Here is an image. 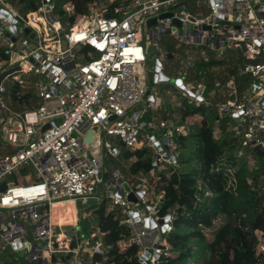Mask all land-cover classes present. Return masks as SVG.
Returning a JSON list of instances; mask_svg holds the SVG:
<instances>
[{"label": "built area", "instance_id": "obj_1", "mask_svg": "<svg viewBox=\"0 0 264 264\" xmlns=\"http://www.w3.org/2000/svg\"><path fill=\"white\" fill-rule=\"evenodd\" d=\"M107 1H119L118 17H107V4L94 0L65 32L53 0H42L38 10L27 13L0 0V46L8 56L0 60V73L20 65L22 70L8 77L23 83L19 73L41 76L35 85L41 103L23 111L8 106V77L0 84V252L12 250L16 261L22 256L30 264H88L87 255L102 251L99 229L90 236L81 226L63 232L67 224L54 220L53 208L72 202L82 209L104 198L124 215L143 264L169 254L161 233L171 229L172 215L161 218L148 204L147 192H155L157 182L145 178L132 184L116 163L105 166L106 155L119 158L123 146L148 147L154 172L177 165L175 136L185 134V127L174 118L145 117L149 108L160 106L146 70V26L154 41L171 34L190 46L220 50L235 41L236 48L243 47L245 61L226 79L217 114L235 123L243 148L264 149V0H207L211 13L201 19L188 11L187 0ZM164 13L172 15L161 18ZM152 18L156 24L149 26ZM25 28L37 39L30 49L20 35ZM178 73L175 83L184 96L207 103L205 84L187 82L186 74ZM162 75L156 59L154 81ZM240 78H247L243 89ZM144 102L147 108L134 111ZM94 125L98 154L83 143ZM131 193L136 202L129 200ZM75 210L78 219L82 213ZM157 232L159 241L152 238Z\"/></svg>", "mask_w": 264, "mask_h": 264}, {"label": "trees", "instance_id": "obj_2", "mask_svg": "<svg viewBox=\"0 0 264 264\" xmlns=\"http://www.w3.org/2000/svg\"><path fill=\"white\" fill-rule=\"evenodd\" d=\"M7 1L23 13L36 11L42 4V0ZM53 1L55 15L63 28L69 29L94 0ZM98 1L107 4V17L119 16L114 11L119 1ZM7 58L0 46V60ZM215 63L221 61H197V73L190 71L186 75L187 82L203 81L205 97L216 87L215 76L207 70ZM238 68L233 67L231 74ZM23 74V83L10 77L5 84L8 106L14 111H23L25 107L31 109L39 104L35 85L41 76ZM246 80L240 78L241 89ZM160 112L161 117L156 119L173 118L174 113H178L179 118L175 120L186 129L185 134L175 136L179 150L177 165L167 163L163 170L154 172L152 151L146 146L133 149L123 146L119 158L114 159L130 183L137 184L139 176L148 177L150 182L156 181L157 195L153 192L154 200L148 197V204L155 207L161 218L172 215L171 229L161 233L162 245L169 254L146 264H264V256L257 255L259 243L264 238V149L260 146L243 148L236 131L230 130L231 119L220 117L206 102L185 97L180 106L173 107L168 103ZM145 117L153 116L148 111ZM216 125H219V133ZM247 154L256 160L254 167H250ZM93 207L102 251L91 258L87 255L86 262L143 264L140 260L142 249L132 241V229L123 222L121 210L111 208L106 198ZM64 212L67 218H72L70 205L65 206ZM0 264L30 263L22 256L16 261L15 253L8 249L0 252Z\"/></svg>", "mask_w": 264, "mask_h": 264}, {"label": "rangeland", "instance_id": "obj_3", "mask_svg": "<svg viewBox=\"0 0 264 264\" xmlns=\"http://www.w3.org/2000/svg\"><path fill=\"white\" fill-rule=\"evenodd\" d=\"M187 5H188V11L191 14H193L196 18H200V19L205 18L211 13L210 5L208 4L207 0H187ZM188 27L191 29L193 28V25L189 24ZM149 30L150 29L146 26V29L144 31V35H145L144 44L146 45L149 53L148 61L146 63V70L148 72L147 75L149 77L150 85H152V87H154L158 91L157 102H159L160 105L158 109L149 108L148 109L149 113L152 114L153 117L158 118L161 117L162 115L160 110H165L166 104L169 103L173 107H177L182 104L183 98H185V96L183 94L182 89H180L179 86L176 85L175 78L179 76L178 71L180 70H182L186 75L190 71L192 74H196L197 71L195 68V63L200 60L221 61V63H215L214 65L209 66L207 69L212 75L215 76L216 87L210 92L208 97H206V100L208 101L207 104L209 106H212L217 110L219 101L225 99L223 92L224 89H226V79L231 74L230 70L235 66L237 67L242 66L245 61L243 56L244 53L243 47L241 46L240 48L238 47L236 48L235 41H232L230 45L225 49H220V50L211 49L206 46H197V45L190 46L185 43L179 42V40L171 34H166L162 38L154 41V40H150L148 36ZM64 31L68 32V29H64ZM20 35L24 38V40L28 41V44L30 46L28 49L34 46L33 39H31L27 34H25L23 30L20 31ZM63 43L66 44L65 39L63 40ZM156 59L161 60V63L163 64L164 67V75L167 77V79L161 80L159 82L154 81V64L156 63ZM19 74L21 75V77L24 76L23 73H19ZM9 80L10 77L6 78L4 83L6 84ZM200 82L203 83V81L193 82V83L196 84ZM25 84L30 85L29 83H25ZM38 103L39 104L41 103L40 99H37V104ZM144 108H147L146 102L138 104L134 108V111L143 110ZM28 109L30 108L28 107L24 108V110H28ZM173 118L178 119L179 118L178 113H174ZM233 129L235 130V123L231 121L230 130ZM216 132L217 133L220 132L219 125H216ZM242 153L244 154V152ZM242 153H240V155ZM247 158L249 159L250 167H254L256 160L250 154H247ZM111 162H114V159L106 155L105 166L107 170L111 167ZM105 178L106 180L109 179L108 174L106 175ZM145 178L148 177L139 176L136 178V181H142V179ZM21 179L25 181L23 177ZM34 181L35 180H31V182ZM152 193L153 192L148 191L147 195L148 197L154 200ZM155 194L157 195V192H155ZM75 207L78 209V213L83 214V215L80 214L78 216V219H77ZM70 208L73 214L72 218H67L65 215L64 216L59 215L58 217L59 224L62 225L67 224L66 226L60 228L63 232H70L73 230L74 227L81 226L82 232L85 235L90 236V233L97 230L96 218L93 216V212H94L93 204L90 206L83 205L82 209H81V205L79 204H76V206H74V204H71ZM152 238L159 241L160 235L157 232L156 236L155 234H153ZM257 255L264 256V238H262L261 242L259 243V246L257 248Z\"/></svg>", "mask_w": 264, "mask_h": 264}, {"label": "water", "instance_id": "obj_4", "mask_svg": "<svg viewBox=\"0 0 264 264\" xmlns=\"http://www.w3.org/2000/svg\"><path fill=\"white\" fill-rule=\"evenodd\" d=\"M171 15H172L171 13H164L160 17L164 18V17L171 16ZM176 22H178V21L176 20ZM155 24H156V18H152V19H150L148 21V25L149 26L155 25ZM24 32L30 38L34 39V41L37 40L36 37H35V33L32 32L31 28H25ZM21 70H22V67L20 65H18V66H14L12 68H9V69L3 71L2 73H0V84L6 77L10 76L11 74H13L15 72H19ZM165 79H167V77L165 75H162V80H165ZM49 126H50V124H46L43 129H46ZM98 130H99V126L94 125V126L90 127L83 135V143L92 152V154H98V152H99L98 148H96V143H97V140H98V136L95 135V132L98 131ZM129 200H131L133 202H136V197H135L134 193H131L129 195ZM168 218L169 217L167 216L165 218V220H167ZM155 224L156 223L152 222V226H154ZM53 260H56L55 256H53Z\"/></svg>", "mask_w": 264, "mask_h": 264}, {"label": "bare ground", "instance_id": "obj_5", "mask_svg": "<svg viewBox=\"0 0 264 264\" xmlns=\"http://www.w3.org/2000/svg\"><path fill=\"white\" fill-rule=\"evenodd\" d=\"M71 204H73V203L71 202V203H69L67 205H71ZM65 206H62V205L57 204L53 208V218H54V220L57 223H58V217H59V215H61V216H64L65 215V212H64Z\"/></svg>", "mask_w": 264, "mask_h": 264}]
</instances>
